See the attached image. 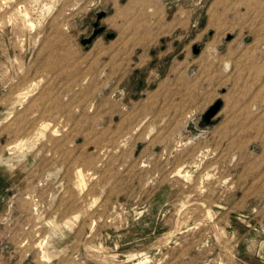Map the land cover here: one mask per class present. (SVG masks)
Segmentation results:
<instances>
[{"label":"rangeland","instance_id":"rangeland-1","mask_svg":"<svg viewBox=\"0 0 264 264\" xmlns=\"http://www.w3.org/2000/svg\"><path fill=\"white\" fill-rule=\"evenodd\" d=\"M0 264H264V0H0Z\"/></svg>","mask_w":264,"mask_h":264},{"label":"water","instance_id":"water-1","mask_svg":"<svg viewBox=\"0 0 264 264\" xmlns=\"http://www.w3.org/2000/svg\"><path fill=\"white\" fill-rule=\"evenodd\" d=\"M103 31L104 29L102 27H98V24L96 23L94 25L92 35L89 38L81 40V44L84 46L89 45L92 42V40ZM193 53L194 54L198 53L197 47L194 48ZM220 106H221L220 101H215V103L211 107H209V109H207V111L203 116V120L207 125L211 124L212 119L217 115V112H219Z\"/></svg>","mask_w":264,"mask_h":264},{"label":"crops","instance_id":"crops-1","mask_svg":"<svg viewBox=\"0 0 264 264\" xmlns=\"http://www.w3.org/2000/svg\"><path fill=\"white\" fill-rule=\"evenodd\" d=\"M195 55V54H194ZM220 103H221V106H220V110H219V112L221 111V109H222V105H223V103H222V100H220ZM218 112V113H219Z\"/></svg>","mask_w":264,"mask_h":264},{"label":"clouds","instance_id":"clouds-1","mask_svg":"<svg viewBox=\"0 0 264 264\" xmlns=\"http://www.w3.org/2000/svg\"><path fill=\"white\" fill-rule=\"evenodd\" d=\"M226 67H227V65H226Z\"/></svg>","mask_w":264,"mask_h":264},{"label":"bare ground","instance_id":"bare-ground-1","mask_svg":"<svg viewBox=\"0 0 264 264\" xmlns=\"http://www.w3.org/2000/svg\"><path fill=\"white\" fill-rule=\"evenodd\" d=\"M27 14V13H26Z\"/></svg>","mask_w":264,"mask_h":264}]
</instances>
